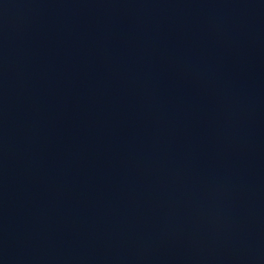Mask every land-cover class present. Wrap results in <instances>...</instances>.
<instances>
[{
	"label": "water",
	"instance_id": "95a60500",
	"mask_svg": "<svg viewBox=\"0 0 264 264\" xmlns=\"http://www.w3.org/2000/svg\"><path fill=\"white\" fill-rule=\"evenodd\" d=\"M0 264H264V0H0Z\"/></svg>",
	"mask_w": 264,
	"mask_h": 264
}]
</instances>
